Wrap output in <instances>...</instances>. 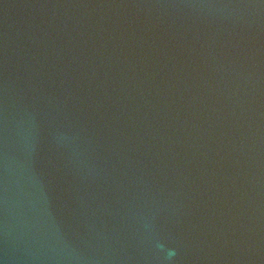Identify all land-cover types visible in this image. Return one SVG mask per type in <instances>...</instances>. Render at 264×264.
I'll use <instances>...</instances> for the list:
<instances>
[{
  "label": "water",
  "instance_id": "95a60500",
  "mask_svg": "<svg viewBox=\"0 0 264 264\" xmlns=\"http://www.w3.org/2000/svg\"><path fill=\"white\" fill-rule=\"evenodd\" d=\"M0 264H264V0H0Z\"/></svg>",
  "mask_w": 264,
  "mask_h": 264
}]
</instances>
